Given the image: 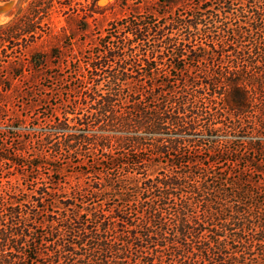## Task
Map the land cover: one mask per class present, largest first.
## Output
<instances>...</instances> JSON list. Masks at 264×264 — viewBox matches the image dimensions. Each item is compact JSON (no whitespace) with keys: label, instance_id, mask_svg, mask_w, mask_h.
Listing matches in <instances>:
<instances>
[{"label":"rangeland","instance_id":"374dc122","mask_svg":"<svg viewBox=\"0 0 264 264\" xmlns=\"http://www.w3.org/2000/svg\"><path fill=\"white\" fill-rule=\"evenodd\" d=\"M162 1L66 0L62 2L63 4L55 1L45 3L43 6L50 7L53 11L49 19L45 20L48 24L47 33L28 49H25L26 39L25 36H20L22 33L19 27H7L0 30V33L9 35L6 40L2 37L3 41H0V155L14 156L17 152H22L25 156L24 160L41 164L38 168L25 171V174H14L15 172L9 174V171H13L14 168L6 165L7 162L0 158L1 190L8 191L25 201L19 211L22 215H30V221H36L30 224L34 233L37 234L36 240L27 238L22 245L23 250L20 251H16V243L10 241L5 247L6 253L12 255V258L22 259L19 264H83L85 261L86 264H145L143 259L153 251L159 259L158 262L162 261L161 264H163L167 261V257L165 259L160 255L163 253L153 248L156 245L154 241H151L149 245L145 244L148 250L144 252L137 248L138 243L134 246L130 244V252L122 256L126 258L125 262L121 261L120 255L123 252H117V250L126 248L128 230L118 224L114 218L116 211H122L131 218L134 225L139 227L144 226L148 217L155 213L169 221L177 212L179 200L172 199L162 203L157 199L159 191H150L146 193V198L135 195L126 203L109 194L93 197L88 192L80 194L79 191L83 188L92 191V186L99 187L107 175L124 179L127 172L129 175L138 173L137 167L132 164V159L139 155L141 160H145V164H141L143 168L146 165L148 167V164L150 167L151 163L152 169L155 170L153 177L173 171L172 168L187 170L189 166L183 162L195 160L198 162L193 168L196 176L206 175L207 168H210L209 173H213V168H216L217 174L209 178L212 188L221 186V189H225L228 193L243 189L245 190L244 202L256 203L257 199L264 201V129L262 126L264 122L259 115L260 102L264 101V93L256 96L245 119L235 117L229 99L223 101L219 97L211 96L210 98L209 92L204 96L197 95L195 104L200 109L214 112L212 120L216 128L213 131H207L204 122L198 125L197 130L186 132L175 129L169 124L167 129L158 133L136 127L127 130L113 128L98 130L92 125L91 127L75 126L73 123L70 124L66 134L59 130L57 124L59 120L73 117L69 113L78 111L81 115H87L91 111L85 103L79 102V99L84 96L82 92L85 88L93 85L90 75L86 80L82 77L83 74H87V63H91L93 59L104 54L108 48L119 46L118 42L109 41L105 44L100 41L101 37L106 35V30L111 23L131 16H146L153 13L159 16V13H170V18L159 19L163 24L170 22L174 16L177 18L185 15L190 9L187 0H178L177 4L172 6L163 5ZM31 2L33 0H0V15L6 18V22L0 27L22 15ZM93 2L96 3L98 13L94 16L95 18L89 19L88 24L83 22L82 12L80 14L71 12L66 15L62 12L67 4L85 8ZM234 9L236 14L244 11L247 18H251L254 11L251 6L240 5L235 6ZM225 12L221 10V14ZM184 31L183 36L174 38L177 45L182 43L185 37L188 38L187 31ZM191 41L189 46L198 49L197 54L206 56L209 62H196L185 73H179L176 70L170 73L167 72L170 69H167L163 74L159 73L162 81L179 82L186 77L190 90H193L197 85L208 80L203 71L207 70L211 75L214 73L212 70L217 69L218 63L215 65L211 54L204 50L209 49L216 39L213 41V38L199 35L191 38ZM134 45L137 47L136 50L141 52L149 51L151 47L165 52L169 46L168 42L159 41L154 36L150 37L149 43H142L139 46L134 43ZM55 49L58 54H53L52 51ZM51 53L54 57L46 60L44 69L36 71L37 69L28 68V62L34 54L51 55ZM171 54V52L167 54L166 51L165 60H168L167 57ZM77 59L82 60L80 74L72 72L73 68L70 67L72 65L78 69L79 65L75 64ZM235 61L237 62L235 58L234 60L227 58L222 70L231 68ZM234 65L243 67L244 63ZM245 71L250 75L249 70ZM20 73L19 77L15 76ZM152 85L145 77H141L138 83V87L144 93L148 86ZM180 86H183L182 83ZM109 88L102 78L97 89L106 91ZM177 88L180 89V87ZM179 89L176 91L179 92ZM127 92V89L125 91L119 89L118 100L125 102ZM152 98L153 96H150V99ZM157 99L159 98L154 100L156 103H149L151 108L158 107ZM75 101H77L76 104ZM118 105H122V102ZM68 135L108 137L112 141V147L107 151H101L95 145H88L77 147L78 150L75 152H69L62 147ZM134 137L144 139L145 144L140 145L138 149V145L121 143L122 139ZM178 138L187 145L182 152H161V144L158 146V141L165 142ZM153 145H157L158 148ZM114 159H117V162L113 161ZM220 182L224 184V187ZM40 188H43V196L37 192ZM38 199L39 202L35 201ZM66 201H72V209H78L79 213L85 215L81 224H84V227L88 226L90 234L84 242L80 239L75 240V243L80 246L87 242L86 246L77 252L84 255L83 261L79 259L80 256H71L64 246L66 232L63 227H66V221L74 212L64 211L63 203ZM228 201L233 207L237 206V201L240 199L234 195ZM36 204H39V213H34ZM189 211L192 215L201 213L202 206L199 203H192ZM259 212L261 214L257 216ZM254 214L257 222L261 218L264 219V202L255 209ZM100 217L101 220H98ZM102 222L108 224V232L101 228ZM1 228L2 223H0ZM58 228L63 230V235L54 233ZM139 231L141 234L144 233L142 229L138 230V233ZM90 235L93 239L97 235H102L116 241V245H112L116 247L115 250L99 251L98 241L89 238ZM26 251L31 257L29 262L24 261Z\"/></svg>","mask_w":264,"mask_h":264},{"label":"trees","instance_id":"16d2710c","mask_svg":"<svg viewBox=\"0 0 264 264\" xmlns=\"http://www.w3.org/2000/svg\"><path fill=\"white\" fill-rule=\"evenodd\" d=\"M54 1L63 4L62 2L66 0H33L22 15L1 26L0 30L7 27H19L22 33L20 36H25L26 39L25 49L30 48L35 41L47 33L48 24L45 20L49 19L53 11L43 4ZM177 1L162 2L163 5L172 6L176 5ZM187 4L190 9L185 15L177 18L174 16L167 23L161 24L159 19L170 18V13H159V16L156 13L131 16L111 23L106 30V35L101 37L100 41L105 44L109 41L118 42L119 46L108 48L104 54L93 59L91 63H87V74H83L82 77L86 80L90 75L93 85L85 88L82 92L84 96L79 99V102L85 103L91 111L87 115H81L78 111L69 113L73 117L59 120L57 123L59 130L66 134L70 124L73 123L75 126L91 127L92 125L98 130L106 128L127 130L136 127L158 133L167 129L169 124L175 129L186 132L197 130L198 125L204 122L206 130L213 131L216 128L212 120L214 112L200 109L195 104L197 95L204 96L207 92L210 93V95L208 93L210 98L211 96L219 97L223 101L229 99L235 117L245 119L256 96L264 93V0H187ZM240 5L251 6L254 10L251 18H247L244 11L240 14L234 13V7ZM66 8L62 10L65 15L71 12L75 14L82 12V20L87 24L89 19L95 18L94 16L98 13L95 2L85 8L71 4H67ZM221 10L226 12L221 14ZM183 31H187L188 38L185 37L186 39L177 45L174 38L183 36ZM199 35L213 38V41L216 39L209 49H204L211 54L214 64L218 63L217 69L212 70L214 73L209 75L207 70L203 71L208 80L203 81L193 90H190L186 77L179 82L162 81L159 73L163 74L167 69H170L167 71L170 73L173 70L185 73L196 62H209V58L197 54L198 49L189 46L192 42L191 38ZM152 36L159 41L168 42L167 54L172 53L167 57L168 60L164 58L166 51L156 47H151L149 51L144 52L136 50L134 43L137 46L149 43ZM2 37L6 40L9 35L1 32L0 41H3ZM52 52L58 54L57 49ZM53 54H34L28 62V68L37 69L36 71L44 69L46 60L54 57ZM227 58H233V60L235 58L237 62L235 61L234 64L239 65L243 62L244 65L237 67L233 64L231 68L222 70ZM81 62L80 59L75 60V64L79 66L76 69L71 65L72 72L80 74ZM245 70H249L250 75ZM20 75L21 73L15 74L17 77ZM141 77H145L153 84L148 86L145 93L138 87ZM102 78L108 88L110 87L106 91L98 90ZM171 78H173L172 74ZM119 89L128 91L125 102L118 100ZM176 89H179V92ZM150 96L153 98L150 99ZM155 98H159L157 99L158 107L151 108L149 103L155 102ZM119 102H122V105H118ZM260 105L259 115L264 122V101H261ZM262 126L264 129V125ZM144 141L142 138L134 137L122 139L120 142L138 145L139 149L140 145L145 144ZM159 144H161V152H182L187 147L186 143L179 138L165 142L158 141V146ZM88 145H95L101 151H107L112 147V141L103 136L94 138L88 135H68L62 147L69 152H75L78 150L77 147ZM153 146L158 148L157 145ZM139 156L132 159V164L137 167L138 173L129 175L127 172L124 179L107 175L99 187L92 186V191L88 188L79 190L80 194L88 192L93 197L109 194L126 203L135 195L146 198V193L150 191H159L157 199L162 203L172 199L179 200L177 212L175 216H171V220L166 221L164 217L155 213L148 217L144 226L141 225V227L134 225L131 218L122 211H116L115 221L128 230L126 248L117 250V252H123L120 255L121 261L125 262L126 258L122 256L130 252V244L134 246L138 243L137 248L144 252L148 250L147 245L154 241L156 245L153 248L163 253L160 255L164 258L167 257V261L163 264H264V219L261 218L257 222L256 215L259 216L261 212L254 214L255 209L259 208L264 201L257 199L256 203L244 202L245 190L243 189L228 193L225 189H221V186L212 188L209 178L217 174L216 168H213V173H209L210 168H207L206 175L196 176L193 168L198 162L195 160L183 162L189 166L187 170L172 168L173 171L153 177L155 170L152 169L151 163L150 167L148 164V167L146 165L143 168L141 164L144 165L145 160H141ZM24 157L22 152H17L14 156L0 155V158L7 162L6 165L14 168L13 171H9V174H13L12 172L25 174V171L41 166L36 162L24 160ZM113 161L117 162V159ZM220 184L224 185L222 182ZM37 192L40 196L44 195L43 188L38 189ZM231 194L240 199L237 201V206L231 207L228 201L234 197ZM35 201L39 202V199ZM71 202L63 203L65 212L74 211L66 221V227H63L66 232L64 246L71 256H80L79 259L83 261L84 255L77 252L86 246L87 242L80 246L75 243V240L80 239L84 242L90 233H88V226L84 227V224H81L85 215L79 213L78 209H72ZM24 203L25 201L0 188V223H2L0 264L22 262V259H14L12 255L6 253L5 247L9 241L16 243L15 250L20 251L23 250L22 245L27 238L34 240L37 238V234L30 225L31 222L34 224L36 221H30V215H22L19 211ZM192 203H199L202 206L201 213L190 214L189 208L192 207ZM39 208V204H36L35 212H33L39 213ZM98 220H101V217ZM78 225L81 226L77 227ZM101 226L105 232H108L107 223L102 222ZM141 229L143 234L140 231L138 233ZM63 230L58 228L54 233L63 235ZM89 238L93 239L91 235ZM93 240L98 241L99 251L108 252L116 248L112 246L116 245V241L102 235H97ZM139 250L136 252L140 253ZM154 252L143 259L145 264L162 263V261L158 262L159 259ZM25 256L24 261L29 262L31 257L28 251L25 252ZM85 262L83 264H86Z\"/></svg>","mask_w":264,"mask_h":264},{"label":"clouds","instance_id":"9594fccd","mask_svg":"<svg viewBox=\"0 0 264 264\" xmlns=\"http://www.w3.org/2000/svg\"><path fill=\"white\" fill-rule=\"evenodd\" d=\"M6 22V18L0 15V25H3Z\"/></svg>","mask_w":264,"mask_h":264}]
</instances>
